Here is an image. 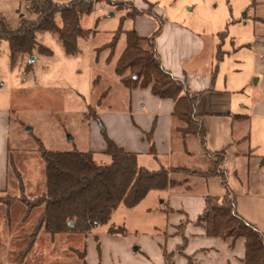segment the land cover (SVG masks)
Listing matches in <instances>:
<instances>
[{"label": "rangeland", "instance_id": "rangeland-1", "mask_svg": "<svg viewBox=\"0 0 264 264\" xmlns=\"http://www.w3.org/2000/svg\"><path fill=\"white\" fill-rule=\"evenodd\" d=\"M113 1H133L142 8L153 3L162 23L154 15L126 17V9L94 0L93 12L81 20L83 28L94 32L87 39L78 38L76 55H68L53 33L38 32V41L52 55L35 50L13 67L9 42H0V128L7 123L8 133L0 142V198L12 200L9 207L0 203V264H83L85 250L88 264H165L163 249L175 251V264H188L177 251L184 235L188 238L184 250L192 264H223L230 254L221 239L209 238L214 248L204 253L205 246L197 243L204 240L192 235L199 225L189 223L180 232L179 224L189 215L169 207L167 192L158 190L150 191L135 207L121 205L108 224L88 235H51L42 230L32 238L42 208L25 218L23 200L37 198L46 188L45 165L38 154L41 143L50 150L92 151L99 162H110L104 132L118 136L124 126L114 113L129 112L130 107L129 90L115 72L127 44L126 31H138L142 46L150 48L153 31L160 26L189 28L203 43L198 65L193 61L188 67L192 72L215 69V84L229 88L235 102L250 109L264 100V0ZM2 17L16 27L21 17L36 15L23 0H0ZM118 30L122 32L111 55L110 48L102 47ZM217 50L224 53L221 60ZM143 160L153 168L154 160ZM111 226L124 227V234H111ZM233 261L226 264L243 263L237 256Z\"/></svg>", "mask_w": 264, "mask_h": 264}, {"label": "trees", "instance_id": "trees-1", "mask_svg": "<svg viewBox=\"0 0 264 264\" xmlns=\"http://www.w3.org/2000/svg\"><path fill=\"white\" fill-rule=\"evenodd\" d=\"M28 11L36 18L21 17L16 27L11 26L6 18L0 20V42L6 40L10 46L12 66L26 57L34 55L35 50L42 54L52 55V50L37 39L38 32H51L57 36L68 55L79 52L78 38H89L94 30L85 29L81 20L94 10V0H70L61 3L56 0H23ZM100 0H96L98 2ZM117 8L127 10L126 17L154 15L156 6L149 3L148 7H138L133 1L106 0ZM160 26L151 38L150 48H144L141 39L134 30L126 31L127 45L117 61L115 72L121 82L128 88L151 86L152 92L161 98L174 101L173 114L185 123L179 129L182 135L194 134L201 140L206 154L215 158L213 170L202 173L204 176L219 175L222 184L227 186V173L224 169L226 152L210 151L207 148V131L201 114L196 106L202 91L194 92L186 86V80L175 76L165 68L157 51L155 37L161 32ZM121 30L115 32L112 40L102 48H110L114 53ZM222 57L221 51L218 55ZM25 70H31L28 62ZM215 79V75L213 76ZM97 118L98 114L95 113ZM241 118L242 115H238ZM152 132H150L151 134ZM106 149L110 162H99L92 151H60L47 149L43 143L38 154L45 165L46 188L37 198L24 199L27 207L25 218L35 208H42L32 238L44 230L56 235L59 233H80L88 235L99 225L108 224L117 209L121 206L129 208L138 205L152 190H166L175 183L169 178V169L161 166L150 170L139 163L137 153L128 152L119 146L104 132ZM150 136V135H149ZM149 138V137H148ZM150 151L156 154L155 143L150 138ZM186 170V169H182ZM227 188V187H226ZM1 192V191H0ZM8 207L12 200L0 198ZM74 221V225L71 222ZM189 223L202 226L209 237H219L235 248L238 239H244V264H264V233L252 222L240 215L236 209V196L231 190L223 197L206 196L204 210L195 220L188 217L179 224L183 232ZM124 227L111 226V234H124ZM177 251L192 264L191 256L185 253L187 237ZM165 264H175V251L163 249ZM83 264H88L86 250L81 256Z\"/></svg>", "mask_w": 264, "mask_h": 264}, {"label": "crops", "instance_id": "crops-1", "mask_svg": "<svg viewBox=\"0 0 264 264\" xmlns=\"http://www.w3.org/2000/svg\"><path fill=\"white\" fill-rule=\"evenodd\" d=\"M136 32L141 39L139 32ZM155 44L165 68L185 79L191 91L203 92L196 112L202 115L204 121L207 148L226 152L224 169L227 173V188L219 175L204 176L198 173L213 170L215 158L206 154L198 136L182 135L179 129L185 127V123L174 116V101L156 96L151 86L130 89L123 84L130 94L129 112L114 113L124 128L120 129L118 136L112 134L111 138L126 151L137 153L140 165L150 170H157L161 166L169 169V178L175 184L162 190L167 192L166 201H163L177 212H187L189 218L195 220L204 210L206 196L223 197L229 189L236 196L238 213L264 233V100L256 103L254 110L250 109L235 102L229 88H220L217 82L215 84V69L203 73L192 72V68L188 67L201 54L203 43L189 28L166 25L155 37ZM219 52L217 50L216 58L221 60ZM194 65H198V62ZM238 115L242 117L238 118ZM6 128L7 123L4 122L0 128V142L8 137ZM150 138L155 143V155L150 151ZM143 158L154 160L153 168L146 166ZM187 170L198 172L195 174ZM189 226L196 227L193 223ZM199 228L193 230L192 235L203 239L204 242L197 243L205 246L202 250L204 253L206 249L209 252L214 246L206 239L221 238L209 237L202 226ZM221 244L230 250L223 264L233 261L236 256L243 260V238L237 240L233 249L224 240Z\"/></svg>", "mask_w": 264, "mask_h": 264}, {"label": "water", "instance_id": "water-1", "mask_svg": "<svg viewBox=\"0 0 264 264\" xmlns=\"http://www.w3.org/2000/svg\"><path fill=\"white\" fill-rule=\"evenodd\" d=\"M69 138H71V137H69ZM71 225H74V221L71 222ZM135 250H137V248Z\"/></svg>", "mask_w": 264, "mask_h": 264}]
</instances>
